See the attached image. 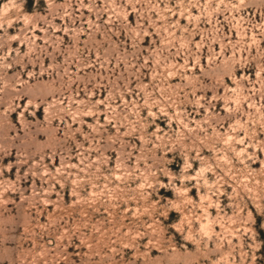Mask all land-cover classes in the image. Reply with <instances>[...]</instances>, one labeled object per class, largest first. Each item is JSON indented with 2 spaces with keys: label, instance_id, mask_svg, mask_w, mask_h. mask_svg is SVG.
Instances as JSON below:
<instances>
[{
  "label": "rangeland",
  "instance_id": "rangeland-1",
  "mask_svg": "<svg viewBox=\"0 0 264 264\" xmlns=\"http://www.w3.org/2000/svg\"><path fill=\"white\" fill-rule=\"evenodd\" d=\"M0 264H264V0H0Z\"/></svg>",
  "mask_w": 264,
  "mask_h": 264
}]
</instances>
